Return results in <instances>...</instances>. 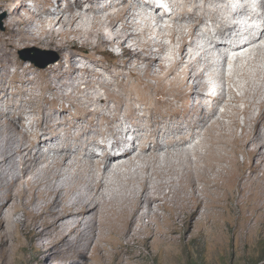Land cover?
<instances>
[{"label":"bare ground","instance_id":"1","mask_svg":"<svg viewBox=\"0 0 264 264\" xmlns=\"http://www.w3.org/2000/svg\"><path fill=\"white\" fill-rule=\"evenodd\" d=\"M12 1L17 2V11L25 8V0ZM51 1L49 4H52ZM56 1L59 3L63 0ZM78 1L76 9H62V6L55 10L42 9L30 19L36 23V29H40L39 23L70 27L69 31L60 29L56 33L63 37L62 41L49 40L48 46L60 53L71 47L78 48L63 54L62 60L54 66L38 72L39 76L50 81L47 89L60 95L59 90L62 88L55 82V78L61 80L65 87L75 85L79 73L94 72L93 76L102 77L94 67L91 69L92 66L81 64L77 60L78 57L86 56L79 55L81 52H87L91 47L100 51L99 44H109L121 48L123 54L133 52L140 56L144 52L148 53L144 60L149 64V74L153 76L152 67L155 63L171 73L178 66H183V83L188 85L187 92L184 95L183 92L180 95L178 93L177 99L198 96L202 102L194 105V109L185 107L183 117L180 113L170 117L161 115L147 125L139 123L138 119L131 121L135 128L128 126L133 117L124 119L122 107H113L110 104L111 98L101 93L91 94L88 100L80 103V116L75 117L70 125L66 124L69 122V108L61 113L54 108L50 114L41 108L37 113L33 109L35 112H18L20 116L16 113L20 108L23 110L20 105L14 106L17 109L15 111L7 112L3 107L0 108V216L6 225L5 229L1 228L4 238L10 239L23 231L29 243L36 247L39 262L43 264L51 262L57 256L66 264H131L137 257L127 249L131 244L144 243L150 248L154 245L165 248L178 243H189L198 235L193 232L195 226L204 228L200 234H205L209 227L221 226L222 219L229 216L233 219L238 208L240 213L245 214L242 221H239L251 229L255 220H259L264 212V71L257 68L261 55L258 52L262 48L257 49L254 58L238 60V63L245 62L247 65L241 71L237 69L233 75L245 80L243 85L238 86L242 96H237L232 88L223 90L214 82L210 85L204 82L205 73L198 72L199 67L204 66L207 72L211 64H205L208 60L203 57L191 60L201 34L199 29L208 20L216 24V34L207 30L205 35L211 40L219 37L221 42L218 47L227 48V39L235 36L232 35L234 31L240 32L237 34L240 44L247 40L246 30L249 27L243 30L244 24L241 26L240 22L235 21L236 16L245 15V11L231 12L232 18L227 21L225 18L220 19V8L208 7L214 1L225 3L226 0H185L176 4L179 13H174V20L188 25L181 30L172 28L171 37L176 41L180 36L177 39L180 47L173 52V63L169 68L167 64L170 58L162 57L166 44L153 42L150 38L142 40L147 32L152 31L150 28L139 34L135 33L140 28V22L135 19L138 16L132 14L131 9H136V2L140 0H117L114 3H107V0H87L90 6L85 12L79 11L83 2ZM199 2H204V5H198ZM102 3L106 5L102 11H97V6ZM1 9L8 10L9 6L6 3L0 4ZM67 9L72 14L65 17L63 14ZM160 10L159 7L155 8V13L158 15ZM246 11L252 15L251 9ZM104 12L109 14L106 19L100 20L99 15ZM55 16H58L56 20ZM254 17L263 21V15ZM155 18L156 21L160 19L159 16ZM21 20L25 24L30 22L18 15L14 16L7 31L0 34V52L3 51L4 56L8 57L9 65L24 67V63L15 59V50L21 43L37 45L46 39L43 33L29 29L26 33L19 34L15 26ZM159 22L160 20L157 23ZM120 23L122 29L117 30ZM261 29L257 32L249 29L256 33L247 45L238 50L248 49L252 52L258 48L255 45L262 41L264 43V27ZM133 30L135 32L130 33ZM158 31L161 34L162 31ZM152 42L153 47L158 50L152 49ZM79 44H82L80 48ZM190 48L194 50L191 52ZM123 54L117 56L121 57ZM93 64L101 63L94 60ZM126 67L129 68L127 65ZM104 68L109 70V66L104 65ZM248 68L257 69L258 74H251ZM24 69L27 82L33 84L35 79L28 77L35 71L30 66ZM133 72H137L136 67H133ZM50 73H54V77ZM220 76L219 79H226L224 74ZM105 80L104 85L111 87L112 84L107 83L109 80ZM227 81L234 83L235 78H228ZM91 82L84 80L82 87L95 89ZM236 85L239 84L236 82ZM80 86L75 90L83 93ZM74 93L75 91L67 97ZM229 96L232 98L230 101ZM6 97L0 100L1 105L7 103ZM121 100L117 103H124ZM222 104L226 110L220 114L218 108ZM24 114L35 116L29 125L25 123L27 119L25 120ZM240 115L246 117L245 124L240 123ZM99 116L107 121L95 123V117ZM138 116L140 115L137 118ZM165 121L168 123L165 124ZM105 125L108 127L103 128ZM62 126L67 127L65 138L60 134ZM239 127L241 135L236 132ZM73 129L78 132L71 133ZM130 134L134 135L135 140L132 142ZM101 137L105 141L110 140L112 145L108 147L100 143L105 148L100 156L96 148L99 147ZM47 140L52 142V146L45 145ZM125 145L128 148L124 153L119 152ZM233 145H238L237 150L247 157L248 160L243 164L245 166L240 167L238 164L237 152L230 157L229 150ZM247 164L251 166L249 173L246 172ZM236 165L240 168L238 172L235 170L239 168L234 169ZM220 181H225V184L221 186ZM222 191H225V196H221ZM235 202L237 206L234 208ZM248 211L254 212L252 217L246 216ZM14 217H18L15 222ZM103 243L114 245L118 249L111 254ZM125 254L129 256L127 259L124 258Z\"/></svg>","mask_w":264,"mask_h":264},{"label":"rangeland","instance_id":"2","mask_svg":"<svg viewBox=\"0 0 264 264\" xmlns=\"http://www.w3.org/2000/svg\"><path fill=\"white\" fill-rule=\"evenodd\" d=\"M49 1L50 0H25V8L23 10L17 11L16 10V8H17V2L16 1L0 0V4L6 3L9 6L8 10H6V9L0 10V34H3V33H5V31H7L8 27L10 26V22L12 21V18L14 16L16 17L18 15L19 17H22L23 19L30 21V19L33 16L37 15L36 13L42 9L52 8L53 10H55V9H58L59 6H62L61 7L62 9H66L67 7H71V9L72 8L76 9L78 6V3H79L78 0H63V1H59V3L56 0H52L51 1L52 4H49ZM81 1L83 2V5H82L83 7H82V9H79V11L85 12L86 9H88L90 5L87 2V0L86 1L81 0ZM113 1L118 2L117 0H109V1L107 0V3H110ZM184 1L185 0H140L139 2H136V4H137L136 9L135 8L131 9V10H133V12L131 11L132 14L138 16V17H135V19L138 22H140V28L136 32H135V30H133L130 33L135 32V33L139 34L143 30L150 28L152 31L147 32L146 35L142 38V40L150 38V40H153V42L158 41L160 44L161 43L166 44V45H164L165 49L163 51L164 54L162 53V57L164 56L163 58H165V57L168 59L170 58V60L167 64L169 66V68H171V65L173 63V58H172V57H174L173 52L175 51V49L177 50L180 47L179 42H178L179 40H177L180 38V36H179V38H176V41L174 40L173 37H171L172 28L176 27L177 30H181V29H183V27H186L188 25L185 22L174 20L175 19L174 13H176V14L179 13V10L176 8L175 5L181 4ZM138 4H139V6H138ZM172 4H174V5H172ZM10 5H12V7ZM105 5H104V3H102L99 5L100 7L97 6V8H98L97 11H102V9L104 8ZM198 5H204V2H199ZM174 6H175V8H174ZM157 7H159L161 9L159 11L160 15L159 14L157 15L155 13L156 12L155 8H157ZM164 7L166 8V10ZM208 7L214 8V9L216 7L220 8L222 10L220 19L225 18L227 21H230V19L232 18L231 12L236 13V12L245 11V15L238 14L236 16V19H235V21L240 22L241 26L244 24L243 30H246L249 27L247 29L248 31H249V29L251 31H253L255 29V31L257 32V31H261L262 30L261 28L264 27V24L261 23V22L264 23V0H226L225 3H220V2L214 1L212 4L210 3V5H208ZM248 9L252 10V15L250 13L247 14L246 10H248ZM71 14H72V11H69V9H67V10H65V13L63 15H65V17H68ZM108 14H109L108 12H104V13L100 14L99 15L100 20H101V18H102V20L106 19ZM103 15H104V18H103ZM117 15L118 14L116 13L115 16H117ZM205 15L209 16V14H207V13ZM205 15H203V16H205ZM254 15L255 16L263 15V21L257 20V18H255ZM155 16L160 17L159 23H157L159 20L156 21ZM165 16H169V17H165ZM57 18H58V16H55V20ZM23 21L24 20H21L20 24L18 23L17 26H15V29L18 31L19 34L26 33L29 29L30 31L32 30V31L43 33V37L46 40L42 44H37V45H35V43H31V44L21 43L20 46L18 47V49L15 50V52H16L15 59L24 63V67H20V66H16V65H13V66L9 65L8 57L4 56L3 51L0 52V89H1L0 90V100H2L5 96H7L6 97L7 103H5L4 105L0 104V108L3 107V109L7 110V112L17 110L16 108H14V106L16 104L20 105V107H22V109H23V110H21V108H20L19 110H17L16 113L19 114V116H20L21 111L22 112L23 111L24 112L25 111L26 112L34 111L33 109H35V111L37 113L41 108V110H46V112L48 114H50L54 108H55V111H57L59 113H61L62 110H64L65 108H67V109L69 108L67 115H68V119H69L68 121L70 123L67 122L66 124L70 125L74 122L75 117L80 116V113H81L79 111L80 107H78L80 105V103L83 102V100L84 101L86 99L88 100V98H89L88 96H91V94L93 95L96 93H98V94L101 93V94H105L107 96V98H111L110 104L113 107L114 106L116 107L117 105L122 107V111H124L123 112L124 113L123 114L124 119L128 118L129 116L131 118L133 117V120L130 119L128 126L130 128H135L133 125L134 123H132V124L130 123L131 121L134 122L138 119L139 123H142L143 125H145V124L147 125V124H150V121H152V120L155 121L161 115H164L166 117L167 116L170 117L171 115H175V114L180 113L181 116L183 114H184L183 116H185V112H184V111H186L185 107H189L190 109H194L193 108L194 105H199L202 102V99H200V97H198V96L193 97L192 99L187 98V97L180 98L181 100L177 99L178 93L180 95V94H182L181 92H183L182 95H184L187 92V86L188 85H187V83H185V84L183 83V80L185 77V75L183 74V66H178L177 68H175V70L177 69L175 71L177 73H175V72L171 73V72H169V70H163L160 66H158V64L155 63V65H153L154 67H152L153 68L152 74H154V76H153V75L149 74V68H148L149 64L147 61L144 60V58H147L148 53L144 52V54H142L140 56H138L137 54H134L133 52H128V53L123 54L124 52L121 48H119L118 46L114 47L113 45H109V44H107V45L106 44L105 45L99 44V46H100L99 50L100 51L93 50L91 47L88 49L89 51L87 50V52L85 51V52H81V54H79V55H86L87 57L90 56V57H88L89 59L86 56H82V57H78L79 60H77V62H81V64H87V66H90V67L92 66L91 69L94 67L96 72L102 74V77L105 76L104 78L96 76V75L93 76L94 72L88 73V74L87 73H79L80 75L77 73L76 76H78V75L79 76L77 78V81L75 82V85H73V86L68 85L65 87L62 86L61 80L55 78V82L58 83L60 85V87L62 88L61 90H59V93L61 92L60 95H56L53 90L47 89L48 86L50 85V81L48 80V78L41 77L38 75V72L45 71L48 68L54 66L55 64H51L47 68L43 69V68L36 66L31 61H27V62L24 61L22 59V53L26 56L37 58L40 62H44V61H47L48 59H52L57 55V56H59L58 62H60V60H62V56H64L65 53H67L68 51L72 52V51L78 50V48L76 49L74 47H71L68 49V51H66L64 53H62V52L60 53L57 49L48 46V41L52 40V39L62 41L63 37L57 36L56 33L60 29H65V30L69 31L70 27L63 28L62 25H60V24L53 26V24H50V23H46V24H40L39 23V26H41V27H40V29H36V23H33L32 21H30L29 24H25ZM218 25H220V24H218ZM255 25H257V26H255ZM215 26H216V24H214L212 21L208 20L205 25L200 27L199 33H201V34L199 36L201 37V39L199 37V39L197 40V43L198 42L199 43L198 44L196 43V46H197L196 49L198 48V50L195 49V51H193L194 48H193V50H192V48H190L191 52L193 51L192 52L193 58H191V60H195L197 57H200V58L203 57L204 59L208 60L207 62L204 61L205 64H207V63L211 64L210 70L207 72L205 71L206 69L204 66L199 67L198 72H204L205 73V79L203 80L204 82L208 83L209 85L214 82L217 85H219L221 88H223V90L225 88H232L234 90V92L237 94V96H242L241 88L238 86H240L241 84L243 85L245 83V80H242L240 77H234L233 75L235 74V71L237 69L242 70L244 67H247V65L245 62L238 63V60L245 59L248 57L254 58V54L258 52L257 49L262 48L258 52L261 55L259 57V61L257 62V68L258 69L260 68V71H264V43L262 41L261 42L262 44L258 43L259 45L258 44L255 45L258 48H255V49L253 48L254 51L252 50V52L248 51V49H246L247 51L246 50L243 51L241 49L243 51L242 52L241 50H238V49L247 45L249 43V39H251L252 36L256 32L254 31V33H253L251 31H249V33H248V31L246 30V35H248V36L245 38L247 40H244V42L241 41L242 44H240L239 41H237V39H238L237 34H239L240 32L234 31L232 33V35H235V36H232V37L230 36L227 39L228 40V46H227L228 49L218 47L217 45L219 44V42H221L220 41L221 39L219 37H217L214 40H211L208 37H206V35H205L207 30H211L212 33L215 35L216 34V29H215L216 27ZM180 27H182V28H180ZM255 27H257V28H255ZM120 29H122L121 23L117 27V30H120ZM158 30L162 31V32L160 31L161 34L159 33ZM72 37L73 36H70V38H72ZM233 37H235V38H233ZM202 39L204 41H202ZM16 40H19V37H16ZM200 40H201V42H200ZM173 41L177 42V43H174ZM153 42H152V49L158 50L157 47L156 48L153 47V45H154ZM96 43L98 44V40ZM229 43H231V44H229ZM81 46H82V44H79V48ZM231 46H232V48H231ZM204 51H206L207 53L205 52L204 53L205 55L202 56V53ZM228 51H230L229 54H231V55H226V53H228ZM92 52H94V53H92ZM236 52H237V54L234 55ZM117 54L118 55L123 54V56L118 57ZM226 58H227V60H226ZM80 59H82V60H80ZM92 59L99 60L101 64L100 65L93 64L94 60H92ZM220 59L222 60V62H220ZM128 60L130 61L129 63H128ZM125 61H126V63H125ZM204 62H203V65H204ZM104 65L109 66V70L105 69ZM126 65L129 66V68H127ZM29 66L32 67V69L35 71V73L29 75V77H28L31 79H35L33 84H30L29 82H27V78L25 77L26 71L24 68H27ZM79 66H81V65H79ZM259 66H261V67H259ZM133 67H136L137 72L132 73ZM179 68H181V69H179ZM256 70L257 69H255V68H253V69L248 68V71H250V73L253 75L258 74V73H256ZM166 71L169 75L166 73ZM170 74H172V75H170ZM221 74H224L226 79H222V78L219 79V77H221L220 76ZM54 75H55L54 73H50L51 77H54ZM228 78H232V79L235 78V82L230 83L229 81H227ZM105 79H107V81L109 80V82H107V83H111L112 84V85H110L111 87L108 88L104 85V84H106ZM84 80H87L89 82L92 81L91 83L93 84L95 89H92L90 87L89 88L87 87V89H85V86L82 87V83L84 82ZM66 82L69 84V82L67 80H66ZM162 82H163V84H162ZM236 82L239 85H236ZM99 84H101V85H99ZM123 84H125V85H123ZM149 84L154 86V87H151ZM78 85H81L79 88H81L83 93L82 92L78 93V91L75 90ZM120 85L123 88H121ZM177 90H179L180 92ZM73 91H75V93L73 94L74 97L72 98L73 95L70 97H67V95L72 93ZM106 91L108 93H106ZM75 94L78 97H76ZM85 94H86V96H85ZM171 94H173V95H171ZM83 95H84V97H83ZM78 98H79V100H78ZM112 98H113V100H112ZM118 98H121L124 101V103L118 104L117 101L121 100ZM46 99H48L47 101H49V102H47ZM73 99L74 100L76 99L78 102L76 100L72 101ZM231 99L232 98L229 96L228 100L230 101ZM8 102H10V103H8ZM208 103H210V101ZM239 105L244 107L243 104H239ZM11 108H12V110H11ZM218 109H219L220 114L224 113L226 110V108L223 104L220 105ZM131 110L133 111V114H132ZM18 112H20V113H18ZM17 114H16V116H17ZM130 114H132V115H130ZM32 115H28V114L25 115L24 114L25 120L27 119V121H25V123H28L27 125H29L30 122H32L31 119H33V117H35L34 115L33 116ZM137 115H140L141 117L138 116V118H137ZM19 116H17V117H19ZM100 116L95 117V123H100V122L104 123L107 121V120L105 121V119L102 120L100 118ZM146 117H147V119L148 118L149 119L151 118V119L147 120ZM218 118H220V117H218ZM239 121L241 124H245L246 117L243 115L242 116L240 115ZM167 123L168 122L165 121V124H167ZM51 124H53V123H51ZM107 127H108L107 125L103 126V128H107ZM61 128L64 130L63 131L62 129H60L61 130V133H60L61 136H63V138L67 137V135H66L67 127L62 126ZM76 132H78L76 129H73L71 131V133H73V134ZM236 132L238 135H241L242 134L241 127H239L236 130ZM129 138H130L131 142L135 140V139L133 140L134 135H132V134H130ZM107 141H108V143H107ZM107 141L103 140L102 137L100 138L99 147L96 148V152L100 156L103 154L102 153L103 149H105L104 146L100 145V143L103 145H107L108 147H109V145H112V142H110V140H107ZM196 141L198 142V140H196ZM196 141H195V143H197ZM45 145L52 146V142L50 140H47ZM127 148H128V146L125 145V146H123V148L120 151L119 150L118 151L123 152ZM237 149H238V145L237 146H235V145L231 146L230 150H229V155H230V157H232L235 155V152H237L236 160L238 159L237 160L238 164L240 165V167L245 166L243 164L248 159H246L247 157L245 158V156L241 152L238 151L239 149L238 150ZM231 154H232V156H231ZM239 165H236V167L234 166V169L239 168L238 167ZM247 165H248V167H247ZM247 165H246V170H247L246 172H248V169H250L249 170V172H250L251 166H249V164H247ZM238 171H240V168L238 170L237 169L235 170V172H238ZM219 184L221 186H223L225 184V181H223V182L220 181ZM221 194H222L221 196H225V191H222ZM228 203H229V201H228ZM235 206H237V202H235L234 208H235ZM239 209L240 208H238L236 215H235V217H233V219L231 218V216L222 219L224 222L222 221L221 226H217V227L211 226L207 230H205V234H200V231L204 228H201L198 225L195 226L193 229V232L196 235L198 234L197 235L198 237L196 236V239L190 241L189 243H180V244L178 243L177 245H173L172 247H165V248L162 246L159 247V246H155V245L150 248V247H148V245H146L144 243L131 244L130 246L127 247V249L130 251V253L137 256L133 260L134 262L132 261L131 264H264V221L262 220L264 218V216H263L264 212H262L263 214L261 213L262 217H260V214H257L255 212V214L257 216H259L260 219L255 220L256 222H254L252 225L254 227L252 228V226H251V229H250L249 226L247 227L246 225L241 224L240 221H242L245 214L240 213ZM247 214H246V216L249 218V216L250 217L253 216L254 212L248 211ZM22 215H23V213L20 214V216H22ZM256 215H254V216H256ZM236 217H239V218L236 219ZM17 218L18 217H14V222L17 220ZM252 219H254V218H252ZM256 225H258V226L256 227ZM1 228L5 229L6 225H5V223L2 222L1 216H0V264H43L42 262H39L40 260L38 258V252H37L36 247H34L32 244L29 243L27 236L24 235L23 231H20V235L15 234L12 237H10V239H7L6 237L4 238V235L1 233L3 231ZM195 230H196V233H195ZM41 246L44 248L47 247L46 245H41ZM103 246L111 254H114L116 252V250L118 249L114 245H111L108 243L107 244L103 243ZM124 256H125L124 258H126V259L129 257L126 254ZM59 257L60 256H57L51 262L48 261L47 264H62V263L66 264Z\"/></svg>","mask_w":264,"mask_h":264},{"label":"water","instance_id":"3","mask_svg":"<svg viewBox=\"0 0 264 264\" xmlns=\"http://www.w3.org/2000/svg\"><path fill=\"white\" fill-rule=\"evenodd\" d=\"M25 53V52H24ZM22 59L24 61H31L33 62L36 66L40 67V68H47L49 65L51 64H55L59 61V56H55L54 58L52 59H48L47 61H44V62H40L37 58H34V57H30V56H26L22 53Z\"/></svg>","mask_w":264,"mask_h":264},{"label":"clouds","instance_id":"4","mask_svg":"<svg viewBox=\"0 0 264 264\" xmlns=\"http://www.w3.org/2000/svg\"><path fill=\"white\" fill-rule=\"evenodd\" d=\"M243 52V51H242ZM230 53V51H228V53H226V55H231V54H229ZM237 54V52L234 54V55H236ZM227 59V58H226Z\"/></svg>","mask_w":264,"mask_h":264}]
</instances>
